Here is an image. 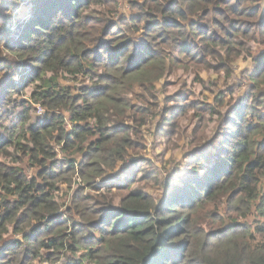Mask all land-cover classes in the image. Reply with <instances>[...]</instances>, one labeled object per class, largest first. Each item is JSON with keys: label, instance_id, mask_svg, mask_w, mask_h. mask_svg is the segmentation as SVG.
Instances as JSON below:
<instances>
[{"label": "trees", "instance_id": "obj_1", "mask_svg": "<svg viewBox=\"0 0 264 264\" xmlns=\"http://www.w3.org/2000/svg\"><path fill=\"white\" fill-rule=\"evenodd\" d=\"M19 3L26 23L9 31L5 13L0 32V125L15 117L0 129V264H264V53L223 149L198 155L211 157L204 177L188 174L157 199L131 190L134 176L110 186L115 194L84 195L129 158L141 115L160 105L155 83L182 62L209 60L228 77L233 62L253 58L264 0H142L131 19H116L117 0L0 7ZM68 78L89 85L72 93ZM28 90L30 101L10 100ZM76 182L61 203L59 186ZM199 213L216 220L199 224Z\"/></svg>", "mask_w": 264, "mask_h": 264}, {"label": "rangeland", "instance_id": "obj_2", "mask_svg": "<svg viewBox=\"0 0 264 264\" xmlns=\"http://www.w3.org/2000/svg\"><path fill=\"white\" fill-rule=\"evenodd\" d=\"M117 1L119 8L116 19L119 17L131 19L138 13L132 6L133 3L140 6L142 0ZM1 7L0 32L5 31V27L8 26L2 25L6 24L5 13L10 21L14 22L9 29L12 32L18 22L26 23L25 19L29 18L28 7L23 4L12 6L8 12L3 11ZM144 36V34H136L135 40L140 41ZM252 50L253 58H240L233 62L232 74L228 77L217 71L215 62L193 61L182 62L181 66L175 68L172 76L167 75L155 83L154 94L157 101H160V105L155 111L150 112L149 108V112L146 111L141 115V120H144L145 125L136 130L137 135L132 137L134 147L129 158L125 163H119L115 170L107 174L100 182V191L93 192L84 189V195L95 196L107 192L115 194L114 189L110 190V186L127 183L126 181L134 176L136 182L130 189H142L146 194L157 199L167 193L172 186H180L188 174L190 176L188 175L187 178L199 177L192 179L204 177L206 171L203 170L211 163V157L208 163L203 160L197 162L198 155L203 153L208 156L223 149L227 135L232 131L231 124L226 125V122L230 121L233 109L240 106L248 95L250 96L249 75L254 73L256 67L254 59L264 53V46L254 44ZM208 64L212 65V69L203 71L202 69ZM4 79L5 77L2 76L1 80ZM61 84L71 90L79 85H89L80 78L78 81L68 78ZM73 90L72 93H75ZM30 93L32 90L26 91L23 97L14 95L10 100L14 102L29 100ZM137 94H139L138 91L134 97H129L134 105L137 103L135 101ZM164 99H175V101L172 100L164 105ZM181 105L186 111L185 115L178 113L172 116L171 112L168 113L169 110H175ZM33 107L37 116L45 113L38 106ZM13 118L15 117L10 112L8 120L6 119V122L0 125V129L3 130L1 126H10L8 121ZM192 179H187V181ZM59 188L58 196L61 198V203L67 204L71 194L81 186H78L76 182V184L62 185ZM127 193L118 194V197H124ZM196 216L198 217L197 222L200 221L199 224L212 223L216 220L215 217L213 220L207 219L204 213L196 214Z\"/></svg>", "mask_w": 264, "mask_h": 264}, {"label": "built area", "instance_id": "obj_3", "mask_svg": "<svg viewBox=\"0 0 264 264\" xmlns=\"http://www.w3.org/2000/svg\"><path fill=\"white\" fill-rule=\"evenodd\" d=\"M41 112V111H40Z\"/></svg>", "mask_w": 264, "mask_h": 264}]
</instances>
